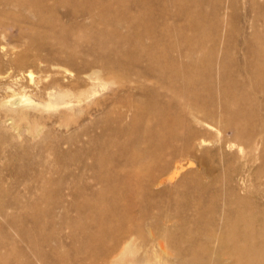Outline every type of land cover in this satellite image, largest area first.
Segmentation results:
<instances>
[{
  "label": "bare ground",
  "instance_id": "obj_1",
  "mask_svg": "<svg viewBox=\"0 0 264 264\" xmlns=\"http://www.w3.org/2000/svg\"><path fill=\"white\" fill-rule=\"evenodd\" d=\"M211 4L213 0H0V18L9 20L11 16L13 20L17 10L20 12L18 16H21L20 18L27 20L29 15L35 17L36 28L43 27L47 38L51 39L54 36L58 41L57 47L51 45L52 49L56 48L54 50L58 54V57H55L57 60L53 61L55 67L60 66L65 72L72 70L77 74L74 89H62L55 93L45 91V95L49 97V101L44 104L45 107L53 108L58 104L57 101H51L52 98L59 100L60 104H67L62 100L70 94L80 103L93 96L94 88L98 84L105 89H110L114 85L120 89L117 91L124 92L129 98V103L125 102L126 112L119 113L118 118L123 120L130 117L127 129L117 127L119 132H109L108 135L111 136L109 141L96 145L97 149V146L102 148V152L100 151L98 155L96 153L97 166L95 163L91 166L90 162H87V159L92 161V151L87 147L92 142L86 140L84 146L72 145L76 146L77 150H73L75 148L72 147L66 150V153L69 150L76 151L77 161L81 164L78 168L74 167L78 163L74 160L77 159L76 156L72 157L71 153L67 155L68 159L71 155L76 162L69 166V169L76 170V172L73 170L74 175L71 173L74 182L83 184L82 181L85 180L86 184L80 186L83 188L78 187L80 189L76 190V196L79 198L84 196L86 199L85 196L90 198L94 197L91 196L94 194L101 203V199L107 194L110 203L105 205L106 208H99L97 211L96 205L91 206L87 203L88 205L83 206L80 211L78 204L75 206L77 214L72 217L68 211L70 208L63 204L54 208L51 206V211H41L35 204H27L28 202L25 204V201L27 199L29 201L33 196L41 201L42 198L46 199L44 196L49 187L50 190L57 189V187L51 189L49 181L58 182L61 173L55 172V175L58 174L60 177L57 178L49 172L50 177L57 180H47L45 174L48 170L42 169L44 166L48 167L46 160L44 161L47 158L45 156L41 160L46 165L42 163L41 170H38L36 165H33L36 167L35 172L32 167L30 168L32 171H29L34 173L33 177L31 172L30 174L29 171H25L26 174L29 173L27 176L31 175L29 179L37 182L35 188L34 182L31 183L33 190L25 188L29 189V192L22 194L23 188L21 190L19 187L5 188L7 183L4 186V179H0V191H3L0 192L2 195L0 199L9 194L15 196L12 195L15 198L13 200L11 197L12 202L0 206V216L7 225L18 229L21 240L26 242L28 247L25 248L26 251L11 249L9 256L14 259L12 264H264V204L255 205L250 201L248 194L245 193L244 196L240 194L243 190L242 184L252 176V167L256 160L261 158L264 162V114L259 115L264 112V73L254 71L255 67H264V50L257 44L261 35L255 33L254 40H258L257 42H252L251 37L245 39L243 54L239 60H235L230 53V50L237 51L235 39L225 38L224 35V39L220 40L210 37L214 34L221 36L222 32L225 34L224 20L214 10L212 13L208 12ZM59 9L63 11L58 13ZM256 11L259 17H264L262 9ZM179 21L183 22L182 26L178 24ZM13 22L16 20L9 22L11 26L17 25ZM28 27L29 25H26V28ZM3 29L6 31L8 28ZM46 35H41L40 38ZM33 39L32 43L38 41ZM246 43L248 45H245ZM51 65L53 67V63ZM27 77L32 78L31 71L27 72ZM12 86L8 84L2 87L5 95L0 101V106L10 107L9 111L12 117L16 116L18 125L24 121L26 113L17 108L30 105L32 101L24 94L13 99ZM134 89L140 90L141 94L131 95ZM219 90H222L221 94L218 93ZM202 91L206 94H201ZM239 92L243 95L241 97L238 95L240 98L238 100L243 105L233 110L228 96L232 94L237 96ZM114 94L112 91L111 95ZM99 102L100 100L97 103ZM172 108L178 110L177 114H180L175 121L184 123L182 131L179 132L178 129H181L175 128L178 123L174 122L175 127L171 129L175 132H169L165 141L159 138L161 139L159 142L156 137L155 141L159 143H154L155 147L152 150L142 149L140 153L138 145L150 142V138L146 137L148 135L152 138L154 134L157 136L159 129L167 123V119L164 123L162 113ZM157 118L158 120L161 118L162 121H158L154 132L152 130L142 132L146 120ZM207 119L220 122L224 130L232 131L235 139L244 148L241 156L243 162L230 174L223 173L224 177L235 182V186L229 187L226 193L223 191L218 193L217 184L223 178L220 171L213 164V166L207 164L210 160L205 152L196 150L204 141L197 137L194 129L192 130V124H195L194 127L197 124L210 127L206 123ZM232 120L238 121L233 123ZM12 127L17 131L14 134L15 138H23L19 128ZM129 129L135 132H121ZM39 133V130H36V134ZM163 138L165 139L166 135ZM123 139L129 140L131 146L127 151L131 154L130 157L133 155L134 157L122 163L119 162L118 156L125 154L126 151V147L120 141ZM96 140L101 142L99 139ZM70 141L74 143L75 140ZM65 143L68 144L66 141ZM259 145L262 147L261 153L256 155ZM112 147H115L116 151H111ZM221 147L222 143L215 150L219 154L222 153ZM38 149L37 151L41 150ZM136 152L140 153V157H137ZM125 156L124 160H127V154ZM49 157L51 158L50 155ZM51 160L53 159H50V162ZM55 161L59 164L62 162ZM55 161L54 164H58ZM66 161L69 162L67 159ZM196 161L208 167L200 173L189 171V174H185L175 183V179L187 168L192 167L193 163H197ZM63 163L62 168L65 167ZM108 165L112 166L109 170L103 169ZM94 166L97 167V173L85 174L93 170ZM54 167L53 170L58 169ZM62 168L59 167L61 171ZM52 172L54 171L51 170ZM93 174L97 175L93 177ZM261 174H264V168L254 172L256 178ZM84 175L92 177L87 178ZM203 178L209 182L202 184ZM94 181L101 187L99 190L95 189L97 191L95 193L91 183ZM29 184H26V187H29ZM69 186L67 184L63 187L66 189ZM71 191L64 190L69 197L73 193ZM191 193H198L197 197L200 193H208L211 197L209 210H188L190 207L188 197ZM218 195L224 197L221 204L217 203ZM60 199L61 197L59 202L62 200ZM93 201L91 203H96ZM9 210H15L22 215L32 212L30 220L33 227L9 215ZM40 223H43L46 229L40 227ZM66 230L68 235L63 236ZM63 237L70 240L69 247L64 243ZM40 245H44V249L48 250L42 251ZM168 246L171 249L165 252L164 249ZM69 248L75 253V255L71 253L75 256L73 259L64 258L65 260L60 261L59 258L65 257L66 254L54 260L48 258L56 251H66ZM25 254L31 256L32 260L28 258L26 262H19L17 259Z\"/></svg>",
  "mask_w": 264,
  "mask_h": 264
},
{
  "label": "rangeland",
  "instance_id": "obj_2",
  "mask_svg": "<svg viewBox=\"0 0 264 264\" xmlns=\"http://www.w3.org/2000/svg\"><path fill=\"white\" fill-rule=\"evenodd\" d=\"M215 4H218V5H215ZM257 9H262V12H264V0H213V4H211V6L208 8L209 13H212L214 10V12H217L219 17L222 20H224L223 29H224V33H225V34H223V32H222L221 36H215V34H214L210 37L212 39L215 38V39H219V40L224 39V36H225V38H228V39H235L237 51L236 50H230V53L233 55L235 60H239V58L243 54L244 40L245 39L247 40V38L251 37L252 42L258 41L256 39H255L256 41L254 40V35L257 32H258V35H261V39L257 42V44L259 45V47L262 50H264V17L258 16V13L256 11ZM62 11H63V9H59L58 13H61ZM19 14H20V12H19V10H17L13 16V20H12L11 16H10L11 18L9 17V20H7L8 18H5L6 20L3 18H0V20H1L0 21V23H1V25H0V41L1 42L0 43L2 46L0 48V63H1L0 64V101L3 99V97L5 95V93H3L4 91H2L3 90L2 87L10 84L11 86L13 85L12 86L13 87L12 92H11V94H14L13 99H16L17 97H20L22 94H24V95H27L28 97H30L32 104L30 103V105H22V106H19V108H17V109L24 110L26 113V117H25L24 121H22L18 125H17V122H18L17 118H15L16 116L14 115V117H12V114L9 111L10 107L7 108V107L0 106V133H1L0 134V150H2L0 152V159H1L0 160V167L2 168V169L0 168V179L1 178H2V180L4 179V182H5L4 186L7 183L6 184L7 187H5V188L11 189L14 187L15 188L19 187L20 190H21V188H23L21 193L25 194V193L29 192V189L33 190V187H32L33 183L32 182H34V184H35L34 188L37 187V184H36L37 182L32 181V179H29V177L31 175L30 176H27V175L32 170H34L33 172H35L36 167L38 170L39 169L41 170V166L43 165L42 163H44L41 160V158L47 157L49 160L47 158H45L44 161L46 160L45 162L48 164V167L47 166H44V167H47L48 169L47 168L44 169V167L42 168L45 171L48 170V172H46V174H45V177L47 176V180L52 179L50 177V174H52L54 176L56 171H57V173H61V174H59V176L61 178L58 176V174L55 175L57 178L58 177L60 178V180L58 179L59 180L58 182L49 181V182H51V184H50L51 189H54L56 187H57V189L50 190V187H49V189L47 190V192L45 193V196H44V198H46V199L42 198V201H41V199L39 200L38 198L33 196L32 198L31 197L29 198V201L27 199V201H25V204L27 202H28L27 204H35L36 207H38L39 210H41V211H51L52 210L51 206L54 208L60 204H63L67 208H70V209H68V211L70 212V215L72 217H75L77 214V210H76L75 206H78V204L80 205V206H78V209L80 211L83 209L82 208L83 206L88 205V204H90L91 206L96 205L95 209L97 211H99L100 210L99 208H106L107 206L105 207V205L108 202L110 203V199H109V196L107 194H106V196H103V198L101 199L102 200L101 203L99 202L100 199L97 198L94 194L91 195L94 197H90V198L88 196H85L86 199L84 198V196H82L83 198H79L75 194L76 190L83 188L80 186H82V185L85 186L86 184H84L85 180L82 181L83 184L81 182H78V183L74 182V179H73L74 174L73 173H75L76 170L74 168L69 169V166H71L72 163L75 164L76 162H78L75 164V166L72 165V167L74 166V167L78 168L79 165L81 166L79 161H77L78 158L76 156V151L74 152L73 150L78 149L76 147L77 145H78V147L84 146V143H86V140H87V142L88 141L92 142V143H90V145L88 144L87 147L90 148L92 151V159L91 160L94 162L92 163V161H88V159H87V162H90L91 166H93V164L95 162L97 163V160L95 158L100 153L102 148H101V146H97L98 147V149H97L96 145L98 143H100V145H101L102 142L109 141V139L111 138V136L108 135L109 132H119L117 127L122 126V127H124V129H127V126H129V124H130V117L129 116L125 117L123 120H120L118 118L119 113L126 112V105L127 104L125 102L128 101V103H129V98L126 97L124 92L117 91V90H120V89H118L117 86L113 85V86H111L110 89H108V88L105 89L101 84H98L94 88V90H95L94 94L95 95L93 94V96H92L90 94L91 96L86 101H82V102L78 103L76 101L77 100L76 97L74 95L70 94L68 96H65L62 100V102H66L67 104H60L59 100L52 98L51 101H53V102L57 101L58 104H56L53 108L45 107L44 104L49 101V97L47 95H45V93L49 90L55 93V92H58L59 90H62V89H72V88L74 89V87H76V79L75 78H76L77 74L75 71H72V70L65 72L64 68H62L60 66L55 67L56 65L54 64V62H55V60H57L56 58L58 57V54L55 53L56 50H54V49H56V48L52 49L51 47L54 45H56L54 47H57L58 41L54 38V36H53V38H51L52 40L50 38H47L46 30H44L43 27L36 28L37 25L35 24L36 23V20L34 19L35 17L29 15V19H27L28 20L27 21L23 17L20 18L21 16L18 17ZM14 17H17V18L15 19ZM18 19H20L19 20L20 22L18 21ZM15 20H16V22H13V23L17 24L18 26L17 25L11 26L12 24H10L9 22L11 21V23H12V21H15ZM24 20H26V21H24ZM21 21H24V23ZM2 22H4V23L2 24ZM17 22H19V23H17ZM26 22H27V24H25ZM5 23H7V25L8 24L9 25L6 26ZM21 23H22V25H20ZM30 23L31 24L33 23V25H31ZM170 23L174 24V22H170ZM182 23H181V21L178 22V24H180L181 26L183 25ZM26 25H29V27L26 28ZM32 26H35V27H32ZM3 27L5 29L6 28H8V29H6V31H5L3 29ZM99 27H101V26H98V28ZM19 28H20L21 32L19 31ZM32 28H34V29H32ZM24 35H25V37H24ZM36 35H37V38H36ZM41 35L42 36L46 35V36H44L46 38H44V37L40 38ZM188 35H190V32H188ZM20 36H22V37H20ZM33 38L38 39V41L35 40L34 43H32L34 40ZM42 39H44V40L46 39V40L44 41ZM48 40H50V42ZM251 41H249V42H251ZM248 43H246L245 45H248ZM34 47H36V48H34ZM33 49H35V50H33ZM47 51H48V53H47ZM234 51H235V53H234ZM53 53H55L56 55ZM50 54H52V55H50ZM38 56H40V57H38ZM41 56H42V58H41ZM52 57H54V58H52ZM248 57L251 58L252 56L248 55ZM47 60H48V62H47ZM49 60H50V62H49ZM42 61L45 63L47 62V63L45 64ZM51 63H53V67H52ZM28 71H31L32 78L27 77ZM254 71L256 73H264V67L263 66L255 67ZM58 73H60V74H58ZM71 73H73V74L71 75ZM100 82H102V81H100ZM148 83H150V82H148ZM36 85H37V87H36ZM21 87H22V89L24 87V89L22 90ZM46 88H48V90H45ZM112 91H114V93H115L114 95H111ZM219 91H218V93L221 94L222 90H219ZM140 94H141L140 90L134 89L131 95L137 96ZM201 94H206V92L202 91ZM238 95L241 97L243 94H241V92H239L237 94V96H234V94L228 96V100H230L229 103L230 104L232 103L231 105H232L233 110H237V109L241 108L243 105L242 102L240 100H238V99H240L238 97ZM221 98H223V97H221ZM67 99H68V101H67ZM70 99H71V101L69 102ZM99 100H100V102L97 103ZM220 101H222V99ZM81 103H82V105H81ZM79 110H81V111H79ZM177 113H179V112L175 108L174 109L172 108V109L167 110V111L162 113L161 116L163 118L162 117L161 118L163 119L164 123L167 119V121H166L167 123H165L166 125L161 127V129H159L157 136L154 134V138H152V136L147 134L148 136H146V137H147V139L150 138L149 139L150 142H147L146 144L141 143V144H143L142 146H141V144L138 145V148L140 149V153H142V151L143 150L145 151L146 149L152 150V148L155 147V144H158L159 142H161V139H159V138H162L163 139L162 141H165L169 136L168 135L169 132H175L173 130L175 126H176L175 128L181 129V130L178 129L179 132L182 131L184 123H183V121H178V120L175 121V119H177L176 117L179 118V116H180V114H177ZM263 114H264V112H261V114H259V115L261 116ZM173 116L175 117L174 119H172ZM12 118H13V120H12ZM161 118H160V120L162 121ZM169 118H170V120H169ZM160 120H158V118L155 120L154 119L146 120L143 124L142 129L144 131H142V132H150V130H152L154 132V128L157 127L156 125H157L158 121H160ZM237 121L238 120H232L233 123H235ZM239 121H244V120H239ZM174 122H177L178 124L175 125V124H173ZM179 123H180V125H179ZM206 123L209 124L210 127H205V126H201L198 124L196 127H194L195 124H192V130L194 129V132H196L197 137L204 141L201 146H198L196 148V150L198 149V151L201 150V151L205 152L206 156H208L209 160H210V161H207V164H209V165L213 164L220 171L223 178L217 184L218 193H222V191L224 193H226L229 187L235 186V182H234V180L231 181L227 177H224L225 176L224 174H226V173L230 174L233 169L237 168L243 162L242 161L243 159L241 158V156L244 153V148H243L242 144H240V142L235 139L233 132L230 130H227V131L224 130L223 125H221L220 122L213 121L211 119H209V120L207 119ZM12 126H16L19 128L18 130H19V132H22L23 138H20V139L15 138L16 135H14V134H16L17 131ZM171 128H173V129H171ZM25 130H27V131H25ZM36 130H39L40 133L36 134ZM134 130L136 132H138V130H136L135 128H134ZM135 131H133V129H129L127 131L122 130L121 132H135ZM145 135H146V133H145ZM165 135H166V138L164 139L163 137H165ZM84 136H85V138H84ZM90 136H92V137H90ZM156 137H157L158 141L160 140L159 142L155 141V140H157ZM11 138H12V140H11ZM86 138H89V139H86ZM137 138H139V137L137 136ZM80 139L83 141H81ZM96 139H99L101 142H97ZM19 140L21 143L19 142ZM70 140H75V141H74V143H72ZM65 141L68 142V144H66ZM78 141H81L80 142L81 144L78 143ZM120 141L126 147V151H125V154L123 153L121 156H118L120 159H118V157H117V159L119 160V162L123 163V161L127 162L128 160L132 159V157H134V155L132 157H130L131 154L128 153V151H127L128 147L130 148V146H131V144H129V142H128L129 140L126 141L123 139ZM94 142H95V145H94ZM127 142H128V144H127ZM221 143H222V147H221L222 153L219 154L218 151H215V150L217 149V147L219 145H221ZM74 144H76V146H72ZM3 146H5V147H3ZM43 146H44V148H43ZM90 146H92V147L95 146V147L91 148ZM124 146H123V148L125 149ZM71 147L75 148V149H73L71 151L69 150L66 153V150H68ZM38 148L39 149L41 148V150H39ZM37 149L39 151H37ZM260 149H262V147L259 145L258 150L256 151V155L261 153ZM46 150H47V152H45ZM41 151H44V152H41ZM95 151H99V152H95ZM111 151H116V148L112 147ZM42 153H44L45 155ZM69 153L72 154V157L76 156L77 159H74V160H76V162H74V160L71 158V155H70V158L68 159L67 155ZM73 153H75V154H73ZM94 153H95V155H94ZM96 153H97V155H96ZM140 153L136 152L137 157H140V155H139ZM126 154H127V160H124V159H126L125 158ZM49 155L51 156V158L49 157ZM63 157H65L69 162H67L66 159H64ZM34 159H35V161H34ZM50 159H53V160H51L52 162H50ZM55 160H58V161L62 160L61 164L63 163V160H65L63 163V164H65V167L62 168V165L59 164ZM89 160H90V158H89ZM4 161H5V163H4ZM40 161H42V162L38 163ZM54 161L57 162L58 164H56V163L54 164ZM35 163H37V164H35ZM46 163H44V164L46 165ZM96 163H95V166H97ZM184 163H186V162H184ZM199 163H200V161L197 163H193L192 167L187 168L182 173L183 175L180 174L175 179V183L178 182L179 180H181L183 178V176H185V174L186 175L189 174L190 173L189 171H191V172L197 171L198 173H200L201 171L204 172V169L208 166H206V164L202 165L201 163L200 164ZM67 164H70V165H67ZM203 164H204V162H203ZM33 165L34 166L36 165V167H34ZM56 165H57V167H54ZM51 166H52V168H50ZM95 166H94V169L96 171H93L94 170L93 169V170H89L88 172H86L87 171L86 170V171H84V172H86L85 174L89 175V174H92L94 172L97 173V167H95ZM31 167H32V170L30 169ZM53 167H54V169L55 168L59 169V167H60L63 170L61 171V169H59L60 170V172H59L58 169L53 170ZM66 167L68 168V170ZM110 167H112V166L108 165V167L106 166L103 169L109 170ZM261 168H264V162L260 158V159L256 160V162L254 163V165L252 167V176H249V178H247L245 180V182L242 184L244 191L242 190L240 193L241 196H244L245 193L248 194L250 201L253 204L258 205V206L264 204V198H263V196H264V174L263 175L261 174V176L256 178V176H254V172L258 169H261ZM50 169L54 172L51 173ZM29 170H31V171H29ZM69 170H70V172H69ZM25 171L26 172L29 171V173L26 174ZM63 171H64V175L62 176ZM33 172H31L32 173L31 177L34 176ZM49 172H50V174H49ZM14 173L16 176L14 175ZM48 174H49V176H48ZM65 175L68 176V178H70L73 182L70 179H68ZM95 175H97V174H95ZM95 175L93 174V177H95ZM181 175H182V177H181ZM84 176L87 178L92 177V175H90V176L84 175ZM22 178L26 179V180H24L25 183L22 180ZM63 178H65V180ZM62 179L64 181H62ZM204 179H206V178L202 179V181H203L202 184H204V183L207 184L209 181L204 180ZM7 180H8V182H7ZM17 180H19V181H17ZM28 180L29 181L31 180V182H29ZM52 180H57V179L54 178ZM60 181L62 182L61 184H60ZM9 182H11V183H9ZM22 182L25 184L24 185L25 187L23 186ZM52 182L55 185H53ZM69 183H71V185L72 186L74 185L75 187L72 188ZM91 183H92V186L94 189V193L97 192V191H95V189H97V190L101 189L100 185L96 184L97 182L94 181ZM26 184H29L31 186V188H30V186L26 187ZM67 184H68V186L70 185L69 188L73 191L74 194L73 193L71 194L72 191L69 190V188L64 189V187H66ZM78 184H79V186H78ZM8 185L11 187H8ZM20 185H22L23 187ZM78 187H80V188H78ZM5 188H2V189L8 190ZM25 188H29V189L28 190L26 189L27 190L26 191ZM63 189L65 190V192H66V190L71 191V192H68V194H71L72 196L70 195V197H69V195H67V193H65ZM219 189H220V191H219ZM57 191H59V192L57 193ZM0 192H3V191L1 190ZM13 192H14V189H13ZM62 192H64L65 194ZM55 193H57V194H55ZM195 194L191 193L188 197L189 198L188 202L190 203V205H189L190 207H188V210H200V209L203 211L204 210L207 211V209L209 210V207L211 206V204H210L211 203V197H209L210 195L208 193H200L199 197H197L198 193L196 195ZM12 195L13 194H9L8 196L3 195L4 197L2 199H0V203H1L0 206H4V203L9 204V202H12V198H13ZM58 195H60L59 197H61V199H62V200L60 199L61 202L58 201L59 200V197H57ZM191 195H192V197H190ZM0 196L2 197L1 193H0ZM49 197H51V198H49ZM35 198H36V200H35ZM65 198L68 201L64 200ZM69 198H71V199H69ZM190 198H192V199H190ZM14 199L15 198H13V200ZM90 199H95V200L90 201ZM107 199H109V201ZM223 199H224V197L221 198L220 195H218L217 203L221 204ZM189 200H192V201H189ZM92 201L96 202V203H91ZM97 202L100 204H98ZM103 202H105V204ZM68 203L70 204V206ZM83 203H85V204H83ZM193 203H194V205H193ZM53 204H55V206ZM66 204H68V205H66ZM208 205H209V207H208ZM5 206H7V205H5ZM100 206H102V207H100ZM191 206H192V208H191ZM204 206H206V207H204ZM186 210H187V206H186ZM8 213H9V215L16 217L17 220L21 219V222H24L27 226L33 227L32 221L30 220V218H32L31 217L32 212L29 211V213H24V215H22V213L20 214L19 212L15 211V210H9ZM39 226L46 229L43 223H40ZM67 232H68L67 230L64 231V234H62V235L67 236L68 235ZM20 236L21 235H20V232H18V229L14 226L7 225L4 218L2 216H0V241L2 242L0 244V263L1 264L2 263L3 264H9V263L12 264L13 263L14 259H12V256L11 257L9 256L11 249L26 251L25 248H28L27 244H26V242H23L21 240ZM63 241H64V243H66L67 247H69L70 240L68 238L63 237ZM39 247L41 248L42 251L48 250V248L44 249V245H40ZM170 249H171V247L168 246V248H165L164 251L166 252V251H169ZM71 253L75 255L74 251H72L69 248L66 251H64V250L56 251L55 253L50 254V256L48 258L50 260L51 259L54 260V259H57L59 257H62L63 255L65 256V254H66L65 257L59 258V259H61L60 261H63L65 259H73V257H75V256L74 255L72 256ZM28 258L30 260H32V257L28 256L26 254L23 256L20 255L19 259H17V260L19 262H24V261L26 262L28 260Z\"/></svg>",
  "mask_w": 264,
  "mask_h": 264
}]
</instances>
